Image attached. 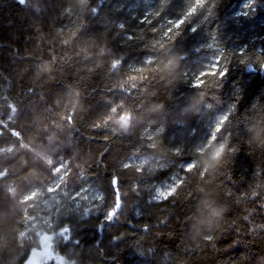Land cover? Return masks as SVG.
Segmentation results:
<instances>
[{"label": "trees", "instance_id": "16d2710c", "mask_svg": "<svg viewBox=\"0 0 264 264\" xmlns=\"http://www.w3.org/2000/svg\"><path fill=\"white\" fill-rule=\"evenodd\" d=\"M194 2L0 0V264H264V0Z\"/></svg>", "mask_w": 264, "mask_h": 264}, {"label": "rangeland", "instance_id": "374dc122", "mask_svg": "<svg viewBox=\"0 0 264 264\" xmlns=\"http://www.w3.org/2000/svg\"><path fill=\"white\" fill-rule=\"evenodd\" d=\"M174 187L173 179L159 185L155 190V197L161 198V193L166 196ZM89 198L92 200L99 196L98 191H90ZM23 236V235H22ZM39 245L32 248L24 264H66L59 255L56 247V235L54 233H42L38 239Z\"/></svg>", "mask_w": 264, "mask_h": 264}, {"label": "snow or ice", "instance_id": "6c2138e0", "mask_svg": "<svg viewBox=\"0 0 264 264\" xmlns=\"http://www.w3.org/2000/svg\"><path fill=\"white\" fill-rule=\"evenodd\" d=\"M205 3H206V0H195L193 5L188 9L184 19H181L180 21L176 22L173 25V27L169 29L168 35L170 36L172 31H174V30H179L183 26V24L186 22L187 18L193 16L197 12V10L199 8L204 7ZM195 31H196V29H193V32H195ZM219 64H220V61H217L216 66H214L211 71L202 73L201 77L198 79L197 83H195L193 85V87L194 88H203L205 86V84L207 83L205 78L222 79L227 74V69L225 68V69L222 70L219 67ZM113 66L115 67V65H113ZM235 107L236 106L233 105V110L235 109ZM228 119H229V117L225 116L220 121L219 125L217 126V128L215 130V133L213 134V137H212L213 140H215V138H216V133H219V132L223 131V127H224L225 124H227ZM223 154H224V147L221 146L215 152H213V154L211 156V159L213 161L219 160V159H221ZM173 194L174 193H169L168 196H171ZM161 196L164 197V199L168 198V196H164L163 193H161ZM111 215L112 214H110V216Z\"/></svg>", "mask_w": 264, "mask_h": 264}, {"label": "clouds", "instance_id": "9594fccd", "mask_svg": "<svg viewBox=\"0 0 264 264\" xmlns=\"http://www.w3.org/2000/svg\"><path fill=\"white\" fill-rule=\"evenodd\" d=\"M180 59L181 58H175V57L172 58V59H170L169 62H168V66L171 67V68H173V69L179 68V66H180Z\"/></svg>", "mask_w": 264, "mask_h": 264}]
</instances>
